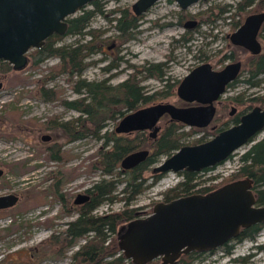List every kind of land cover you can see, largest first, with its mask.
Listing matches in <instances>:
<instances>
[{"label": "rangeland", "instance_id": "obj_1", "mask_svg": "<svg viewBox=\"0 0 264 264\" xmlns=\"http://www.w3.org/2000/svg\"><path fill=\"white\" fill-rule=\"evenodd\" d=\"M102 1L105 12L94 15L90 25L106 28L102 33L103 37H108L104 45L105 51L95 52L91 56L94 62L84 69L82 77L88 80L106 78L107 83L115 84L125 79L128 74L134 73V66L131 65L141 63L151 65L159 62H165L163 67L166 74L179 77L204 61L218 68L228 61L226 55L233 53L242 59L243 66L235 87H231L234 89L231 92L248 86L242 78L247 76V63L251 56L249 52L232 44L227 33L234 30L231 27L234 19L243 20L247 14L262 9L264 0H255L252 5L240 11L235 10L237 0H198L187 8H181L176 0H158L138 22L135 36L125 41L117 36L114 20L105 14L112 15L110 10L115 7H131L135 0ZM223 5H227L229 11L220 12ZM91 7L92 5L87 3L69 16L80 13L83 8ZM231 12H235V15L231 16ZM184 16L196 18L198 24L195 27L183 26L178 21L180 19L184 21L187 18ZM262 33L264 35V28ZM77 40L84 39L78 34H64L58 41L70 44ZM112 41L121 46L107 48ZM28 55V63L23 69L9 71L7 74L0 70V166L5 169L4 175L0 178V194L15 191L19 195L14 208H8L9 211L0 209V213L3 211L0 214V232L4 233L0 236V264H72V253L85 241L83 237L69 246L62 256L50 253L42 256L39 252L46 247L47 240L53 233L62 231L68 221L77 217L76 206L80 204H75L73 199L78 192H87L86 189L100 176V170L93 168L91 164L96 161V152L103 140L92 134L69 140L60 129L46 127L51 117L64 120L77 116L80 112L65 107L60 99H71L81 94L73 91L72 85L76 76H70L67 71L50 75L54 73L51 68L59 62L58 56L51 55L32 66L31 56ZM118 56L121 57L117 59L119 62L117 71L111 69L105 72L101 69L102 65L109 64ZM103 57L104 59L100 60ZM258 79L259 84L264 86V75ZM163 82L156 76L140 80L148 92L163 88ZM42 84L58 89L59 98L45 99L41 96L39 87ZM160 100L185 104L175 89L169 96L157 99ZM217 108L216 118L207 126L196 127L195 132L185 136V142L192 143L203 134H206V139L210 138L213 136L211 125L220 126L223 121L229 119L227 110L225 111L220 104ZM165 117L167 116H163L159 121L160 125ZM116 124L117 121L108 119L104 129L110 131ZM188 128V125H183V129ZM145 131L148 136V131ZM44 133H50L51 138L43 139ZM263 135L264 130L213 168L200 171L199 178L204 179L202 185L224 184L223 180L241 163L240 156ZM54 144L60 146L59 159L48 157L49 150L55 146ZM144 147L150 150L148 143L141 148ZM164 157L165 155L161 156L152 165H157ZM22 161H25V164ZM12 163L14 170L11 169ZM151 173V169H147L144 174L149 176ZM210 175L215 177L208 178ZM61 176L65 178L59 183L58 190L64 193V197L59 200V197L49 189L55 179H61ZM179 178L180 175L175 171L165 172L154 184L145 187L129 206L137 207L139 216H144L152 211L156 201L163 200L162 191L174 185ZM28 188L44 190L43 201L20 208ZM123 207H125L123 200L103 202L93 210V213L100 214ZM6 226L11 228L5 231ZM230 243L234 245L230 253H224L223 246H219L214 251H204L192 264H264V226L254 239L245 238L238 242L231 240ZM248 253L252 254L245 261L233 260V257Z\"/></svg>", "mask_w": 264, "mask_h": 264}, {"label": "water", "instance_id": "obj_2", "mask_svg": "<svg viewBox=\"0 0 264 264\" xmlns=\"http://www.w3.org/2000/svg\"><path fill=\"white\" fill-rule=\"evenodd\" d=\"M91 0H0V60H7L17 70L23 69L29 60L27 52L40 47L45 38L67 30V17ZM158 0H135L136 13L145 11ZM181 8H187L198 0H176ZM264 20V11L245 16L243 22L228 33L234 44L252 53L261 50L257 33ZM196 18L185 21L193 27ZM240 70V61H230L220 69L209 62L200 63L183 77L177 93L186 100L199 104L176 105L170 101H156L124 113L114 127L117 133L147 130L151 138L157 136L159 121L164 114L169 119L188 126H206L215 113L214 100L218 98L227 82L233 80ZM264 128V109L255 106L245 113L239 122L220 129L208 139L186 143L166 155L156 171L200 170L225 160L238 147L254 139ZM43 139L48 134L42 135ZM148 148H139L124 155L122 168H131L144 160ZM3 168L0 167V176ZM88 192H78L73 202L83 203ZM18 196L13 193L0 195V208L13 206ZM264 222V203L256 200L253 177L244 176L230 180L208 192H193L170 200L156 201L152 211L137 216L117 233L118 246L124 255L136 264H144L161 258L174 262L191 250L210 251L236 237L241 228Z\"/></svg>", "mask_w": 264, "mask_h": 264}, {"label": "trees", "instance_id": "obj_3", "mask_svg": "<svg viewBox=\"0 0 264 264\" xmlns=\"http://www.w3.org/2000/svg\"><path fill=\"white\" fill-rule=\"evenodd\" d=\"M254 2L255 0H237L235 10H243ZM103 3L102 0H91L88 3L92 5L91 8H83L80 13L67 17L68 26L65 34H78L84 40H77L70 44H57V40L61 39L64 34L54 33L46 37L41 47H36L29 52L31 56L30 65L32 66L37 65L51 55L58 56L59 62L51 68L54 73L50 75L67 71L70 76H76L72 85L73 91L81 94L71 99H60L65 107L79 111L80 113L77 116L64 120L51 117L46 127L60 129L62 134L67 136L69 140L82 138L88 134L103 140L96 152L97 159L91 164L93 168L96 167L100 170V176L86 189L89 198L76 206L78 209L77 217L68 221L65 229L53 233L48 238L46 247L41 249L39 253L42 256L49 253L62 256L69 246L83 237L85 241L72 253V264H136L120 250L117 238L119 228L140 215L137 207L129 206V204L145 187L154 184L166 172L153 170L154 165L152 164L158 161L161 156L169 155L173 150L186 144L187 142L184 141L185 136L190 135L197 129L192 126L183 129V124L169 118L164 119L157 136L154 138L147 136L145 130L117 133L114 129L110 131L107 128L104 129L108 119L118 121L124 113L156 102L158 98L167 97L172 91L171 87H167L148 92L145 85L140 83V80L147 76H156L165 80V69L162 62L147 67L148 72L143 77L131 73L127 78L115 84L107 83L106 78L88 80L81 76L84 69L91 62H94L91 56L99 50V43L108 39V37L100 39L99 35H102L104 31L90 25L94 15L105 12ZM224 11H229L227 5L220 7V12ZM230 14L234 16L235 12ZM109 19L115 20L114 26L118 31L117 36L123 41L134 37L138 31L137 21L126 12L119 16L114 14V17H109ZM239 22V19H234L231 22V27H237ZM84 36H88V38ZM251 67V76L247 77L245 81L254 84L252 76L264 72V52L252 60ZM0 70H6L2 62ZM59 92L58 89L46 87L43 84L39 87V93L45 99H58ZM220 129H212L211 133L214 135ZM205 139L206 134H203L194 139L192 143ZM145 143H148L150 147L146 158L131 168H122L120 165L122 157L132 150L141 148ZM54 145L49 150L48 157L59 159L60 146L59 144L58 146ZM240 158L241 163L237 169L230 173L229 177L223 182L244 176L253 177L256 200L259 204L264 203V136L254 142ZM22 162L25 164V161ZM10 165L11 169L14 170L12 167L14 163ZM215 165L200 170L184 168L176 171L180 178L174 185L162 191L163 200L167 201L193 192L205 193L218 187V184L214 183L202 185L204 179L199 178L200 171L209 170ZM147 169L152 171L149 176L144 174ZM214 177V175H210L208 178ZM64 178L61 176L60 181L62 182ZM58 181V178L55 179L54 183L50 185L49 191L53 192L56 197L62 198V193H58ZM119 185H121L120 188ZM44 194V190L28 188L24 196L25 200L20 208L42 202ZM116 200H123L125 207L100 214L93 213V210L101 203H112ZM13 206L15 207V204ZM11 212L13 213V211ZM263 226L264 222H257L243 227L239 234L231 240L238 242L245 238L254 239ZM10 228L6 226L4 230L7 231ZM3 234L0 232V236ZM230 241L222 245L224 253L228 254L232 251L234 245ZM258 247H262V245H258ZM214 250L212 249L210 252ZM203 252L198 250L183 252L172 263L162 261L158 257L144 264H192ZM251 254L233 257V260L245 261Z\"/></svg>", "mask_w": 264, "mask_h": 264}, {"label": "flooded vegetation", "instance_id": "obj_4", "mask_svg": "<svg viewBox=\"0 0 264 264\" xmlns=\"http://www.w3.org/2000/svg\"><path fill=\"white\" fill-rule=\"evenodd\" d=\"M157 2V1H156ZM155 2V3H156ZM152 6V5H151ZM150 6V7H151ZM149 7V8H150ZM149 8H147L145 11H142V12H140V13H136L134 10H133V7H132V5H131V7H115V8H112L110 11H111V14L112 15H110V16H108L107 14L105 15V16H107L108 18L109 17H111V18H113L114 17V14L116 13V14H118V16L120 15V14H122L123 12H126L129 16H131L132 18H135V20L137 21V23L138 22H140V20L144 17V14L148 11V9ZM114 9V10H113ZM261 11H264V8H262V9H260V10H256V11H253V12H251V13H255V12H261ZM251 13H249V14H251ZM248 15V14H247ZM187 17V16H186ZM185 16H184V18H186ZM190 17V16H189ZM189 17H187L186 19H184V21H180L179 19V23H182L183 24V26H185L184 25V23H185V21L187 20V19H189ZM181 18H182V16H181ZM245 18V17H244ZM183 19V18H182ZM239 19V18H238ZM111 20H114V19H111ZM244 20V19H243ZM243 20H240L239 19V24L237 25V27L243 22ZM114 22H115V20H114ZM139 24V23H138ZM198 24V21H197V23L193 26V27H195L196 25ZM186 27V26H185ZM2 28V26H0V29ZM99 29H101V30H105L106 28L105 27H98ZM114 28H115V26H114ZM236 28V27H235ZM234 28V29H235ZM263 28H264V20H263V22L261 23V25H260V28H259V30H258V33H257V38H258V40L260 41V43H261V50H260V52H258V53H252L249 49H247L246 47H244V46H242V45H239V44H234V43H232L231 41V43L232 44H234V45H236L237 47H240V48H242L243 50H245V51H247V52H249V54H250V56H251V59H250V61H249V63H247V65H248V68H247V76L246 77H244V78H242V80L243 81H245V79L247 78V77H249V76H251V63H252V60L257 56V55H260V54H262L263 52H264V41H262V37H263V40H264V35H263V33H262V30H263ZM54 33H56V32H54ZM54 33H52V34H54ZM51 34V35H52ZM59 34V33H58ZM65 34V33H64ZM105 37V36H104ZM102 35H99V38L100 39H102V38H104ZM227 37L229 38V36H228V33H227ZM46 39V38H45ZM59 40V39H58ZM57 40V44H66V43H60L59 41ZM230 40V39H229ZM104 45H105V42L104 41H101L100 43H99V50H97L96 52H102V51H105L104 50ZM42 46V45H41ZM40 46V47H41ZM121 45L120 44H118V43H116L115 41H112L110 44H108L107 45V48H110V47H116V48H119ZM36 48V47H35ZM31 49H34V48H31ZM31 49L27 52V55L29 54V52L31 51ZM228 58V61L227 62H225L222 66H220V67H218V68H214L213 66V68L214 69H220V68H222L226 63H228V62H230V61H235V60H238V61H240V70H239V72H238V74H237V76L233 79V80H231V81H229V82H227L226 84H225V86H224V89H223V91L220 93V95L218 96V98L216 99V100H214V104H215V113H214V116H213V118H212V120L213 119H215L216 118V115H217V111H218V105L220 104L222 107H223V109H225V111L227 110V115L229 116V119L228 120H226V121H223L222 122V124L220 125V126H216V125H211V127H212V129H217V128H221V129H223V128H226V127H228V126H230V125H233V124H235V123H237V122H239L240 121V119H241V117L245 114V113H247V112H249V111H251L255 106H259L261 109H264V86H262L261 84H259V81H260V79H258V77L259 76H262V75H264V72H262V73H259L258 75L256 74V75H254V76H252V80H254V84H250V83H248V86L247 87H244L243 89H238V90H235V91H233V92H231V90H234V89H231V87H235V82L237 81V79H238V75H239V73H240V71H241V69H242V66H243V61H242V59L241 58H237L236 57V55H234L233 53H228V55H226ZM28 57H29V55H28ZM121 56H118V57H115V58H113L111 61H110V63L109 64H107V65H102L101 66V69H103L105 72H109V71H111V69H115V71H117V66H118V64H119V62L117 61V59H119ZM59 58V57H58ZM101 59H104V57L103 58H100V60ZM1 62L3 63V65L5 66V68H6V70H4L3 71V73H6L7 74V72H9V71H17V69H15L14 67H13V64L12 63H10V62H8L7 60H0V64H1ZM204 62H208V61H204ZM162 63H164L165 64V62H162ZM203 63V62H202ZM210 63V62H209ZM154 64V63H153ZM163 64V65H164ZM211 64V63H210ZM152 65V64H151ZM151 65H149V64H145V63H141V64H139V65H131V66H134V73L138 76V77H143L144 75H145V73H147L148 72V68L147 67H150ZM110 67V68H109ZM193 68V67H192ZM21 70V69H20ZM191 70V69H190ZM189 70V71H190ZM188 71V72H189ZM187 73H185L184 75H182V76H179V77H174L172 74H166V72H165V80H163L164 82H163V88H167V87H171V91L173 92V89H175V92H176V94L178 95V93H177V88H178V86H179V84H180V82H181V80L183 79V77L186 75ZM130 74H128L127 76H126V78L129 76ZM147 77H150V76H147ZM147 77H143V78H147ZM142 78V79H143ZM102 79H104V78H102ZM124 80V79H123ZM122 81V80H121ZM246 82V81H245ZM143 84V83H142ZM145 85V84H144ZM0 86H1V80H0ZM146 87V86H145ZM179 96V95H178ZM179 98L182 100V101H184V103L185 104H176V105H180V106H186V105H192V104H199L200 102H198V101H196V100H186V99H184V98H182V97H180L179 96ZM171 102V101H170ZM172 103H174V102H172ZM163 116H167V117H165V119L166 118H169V115H167V114H164ZM163 116H161V118L163 117ZM161 120V119H160ZM170 120H174V119H170ZM212 120L209 122V124L212 122ZM174 121H176V120H174ZM176 122H178V123H181V124H183V125H186L185 123H183V122H180V121H176ZM208 124V125H209ZM207 126V125H206ZM190 127V126H189ZM192 127H194V128H196V127H204V126H192ZM161 128V127H160ZM160 130V129H159ZM264 130V128L261 130V131H259L256 135H255V137L260 133V132H262ZM159 132V131H158ZM44 134H46V133H44ZM43 135V134H42ZM51 134L49 133L48 134V138H46V139H50L51 138ZM149 136V135H148ZM264 136V135H263ZM262 136V137H263ZM43 137V136H42ZM261 137V138H262ZM260 138V139H261ZM75 140V139H74ZM259 140V139H258ZM0 167H2V166H0ZM3 168V167H2ZM4 171H5V169L3 168V173H2V175L0 176V178L4 175ZM59 181H58V185H59V183L61 182L60 181V179H58ZM226 183V182H225ZM221 185H223V184H221ZM221 185H218V187L219 186H221ZM217 188V187H216ZM9 192H13V193H15L17 196H18V199H19V195L17 194V192H15V191H9ZM9 192H6V193H9ZM58 193L60 194L61 192L58 190ZM3 194H5V193H3ZM1 195V194H0ZM64 197V193H62V198ZM59 200H60V197L58 198ZM17 202H18V200H17ZM16 202V203H17ZM15 203V204H16ZM76 204V203H75ZM0 209H8V207L7 208H0Z\"/></svg>", "mask_w": 264, "mask_h": 264}]
</instances>
